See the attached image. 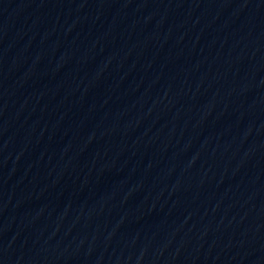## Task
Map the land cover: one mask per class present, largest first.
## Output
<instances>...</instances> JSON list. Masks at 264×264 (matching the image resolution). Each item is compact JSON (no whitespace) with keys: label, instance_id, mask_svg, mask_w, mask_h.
<instances>
[{"label":"water","instance_id":"water-1","mask_svg":"<svg viewBox=\"0 0 264 264\" xmlns=\"http://www.w3.org/2000/svg\"><path fill=\"white\" fill-rule=\"evenodd\" d=\"M0 264H264V0H0Z\"/></svg>","mask_w":264,"mask_h":264}]
</instances>
